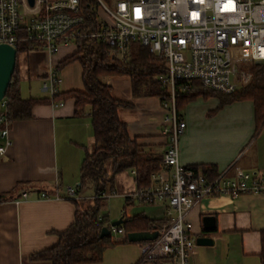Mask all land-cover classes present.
Wrapping results in <instances>:
<instances>
[{
  "label": "crops",
  "instance_id": "obj_1",
  "mask_svg": "<svg viewBox=\"0 0 264 264\" xmlns=\"http://www.w3.org/2000/svg\"><path fill=\"white\" fill-rule=\"evenodd\" d=\"M76 50L75 44H63L55 54L43 47L22 51L28 58L25 62L32 63H29V69H36L33 78L40 83L35 92L31 88L27 95L23 93L21 80L20 94L25 98H50L44 87L50 67H57ZM19 66L22 79L25 65ZM60 74L61 92L83 89L79 62L70 63L60 70ZM123 79L125 88L127 84L130 86V92L126 94H121L115 87ZM104 81L112 86L115 98L134 105L119 110L120 119L127 122L128 133L133 137L149 138L156 149L162 148L157 149L158 152L164 153L168 135L163 132L165 108L160 97H135L128 76H107ZM74 105L73 98L65 99L63 105L53 102L36 104L32 118L10 122L12 143L0 156V194H12L14 199L0 202V264H50L48 261H33L29 256L56 245L59 240L57 232L74 222L76 207L66 188H78L82 159L95 147L91 107L78 116ZM179 115L187 122L179 144L180 160L184 164H213L217 173H226L230 177H235L239 168L249 173H264V128L256 127L254 101L240 100L222 105L216 96L198 95L180 106ZM128 171L133 176L132 183L119 180L120 173L115 176L113 190L118 188L121 191L125 206L114 217L126 219L142 213L151 219H167L168 222V204L164 199L154 202L140 199L137 200L139 205L128 207L135 201L128 194L137 187L136 176ZM90 185L78 189V198L95 196L93 185L94 194L85 195L84 191ZM25 190L31 191V197L17 201ZM41 191L58 193L62 197L39 198ZM212 215L216 218V228L207 232L204 218ZM188 217L196 239L200 235L214 239L212 245L196 243L190 264H262L259 252L264 230V192L240 193L236 197L227 193L211 195L191 209ZM125 239L121 235L117 244L105 251L99 263L85 264H136L142 257L145 241L124 243ZM159 264L166 262L160 260Z\"/></svg>",
  "mask_w": 264,
  "mask_h": 264
},
{
  "label": "built area",
  "instance_id": "obj_2",
  "mask_svg": "<svg viewBox=\"0 0 264 264\" xmlns=\"http://www.w3.org/2000/svg\"><path fill=\"white\" fill-rule=\"evenodd\" d=\"M102 10L114 22L99 17L101 26L82 32L79 14L80 0H0V44L16 48L24 41L41 42L50 54L63 44H75L80 36L95 37L111 46L110 54L120 61L127 60L131 45L139 43L166 61L167 70L156 79L167 93L160 97L169 111L164 134L167 148L162 156V168L151 175L150 184L137 186L128 194L133 200L167 201L168 222L158 229L156 240L142 246V264H155L160 257L166 264H190L196 250V237L191 232L188 214L199 202L211 195L238 196L246 192H264V173L236 170L235 177L226 173L209 180L204 174L180 160V139L187 122L179 115L176 97L193 80L203 88L220 93H234L252 80L249 69L253 62H264V0H114L112 6L98 0ZM98 16L99 13H98ZM247 65V67H243ZM60 70L50 67L45 89L51 96L60 94ZM63 105L64 101H53ZM7 104L0 102V109ZM3 122V126L1 124ZM0 156L12 143L10 122L0 118ZM135 176L136 171L131 170ZM66 193L78 198L77 186H68ZM118 194L104 191L107 201ZM31 191L21 192L19 200L31 197ZM39 198H61L58 193L41 191ZM111 226V225H110ZM112 232L127 238L125 230L116 225Z\"/></svg>",
  "mask_w": 264,
  "mask_h": 264
},
{
  "label": "trees",
  "instance_id": "obj_3",
  "mask_svg": "<svg viewBox=\"0 0 264 264\" xmlns=\"http://www.w3.org/2000/svg\"><path fill=\"white\" fill-rule=\"evenodd\" d=\"M112 2L114 0H103ZM98 0H80L79 14L83 23L78 25L82 32L97 30L101 24L97 13ZM38 41H24L18 45V54L25 50L41 47ZM76 52L67 56L58 63L59 70L64 69L73 62L82 65L83 89L60 92L50 98H25L20 94L21 76L19 66L12 75L7 88V104L0 109V118L5 115L9 122L32 118L33 107L40 103L73 98L75 100V114L80 116L88 106L91 107V121L95 135V147L92 152L86 153L82 159L80 190L87 184L94 187L93 198L73 199L76 207L74 222L65 230L57 232L59 240L56 245L35 252L29 256L33 261H48L50 264H85L99 263L105 251L117 242L111 235L101 236L104 227H111L107 215L102 213L107 200L100 197L104 191H111L115 183V176L125 170L136 171L137 186L150 184L151 175L162 168V152H158L144 136H131L128 133L127 122L120 119L119 110L122 107L133 108L130 101L118 99L113 96L112 86L104 81L107 76H128L131 79V89L136 96H159L167 93L156 77L167 70L166 61L161 56L154 54L150 47L139 43L131 45L127 60H119L110 54L111 46L107 42L99 41L95 37L80 36L75 43ZM253 72L252 81L242 86L236 92L226 94L211 89L203 88L198 80L185 89L179 90L176 103L180 106L198 95L204 97L216 96L223 104L240 100L254 101L256 127L264 128V62H253L250 67ZM2 126L4 125L1 122ZM162 144V143H160ZM204 174L209 180L218 176L215 165L192 166ZM23 184H19L22 186ZM14 199L12 194H0V202ZM119 225L125 232L155 231L167 219H151L144 214L128 217ZM124 243L130 242L127 239ZM262 249L259 252L264 264V230L261 238ZM160 257L152 258L159 264ZM140 258L136 264H142Z\"/></svg>",
  "mask_w": 264,
  "mask_h": 264
},
{
  "label": "water",
  "instance_id": "obj_4",
  "mask_svg": "<svg viewBox=\"0 0 264 264\" xmlns=\"http://www.w3.org/2000/svg\"><path fill=\"white\" fill-rule=\"evenodd\" d=\"M30 5L33 6L35 0H29ZM18 51L17 48L9 43L0 44V102L6 98L7 88L11 82L12 75L16 69ZM257 63H262L258 60ZM1 133V124H0ZM216 218L212 216H205L204 218V230L207 232H213L216 228L215 223ZM123 217L112 221V225H122L124 223ZM101 236L111 235L109 227H104L100 233ZM159 236L158 230L155 231H131L127 232V238L130 242L141 243V241H152L156 240ZM214 239L206 235H200L196 239L197 245H212Z\"/></svg>",
  "mask_w": 264,
  "mask_h": 264
},
{
  "label": "rangeland",
  "instance_id": "obj_5",
  "mask_svg": "<svg viewBox=\"0 0 264 264\" xmlns=\"http://www.w3.org/2000/svg\"><path fill=\"white\" fill-rule=\"evenodd\" d=\"M105 2L108 5L112 6L113 1L112 2L105 1ZM98 13L100 15L99 16L100 19H102V20L107 19V20L111 21L112 23L114 22L102 10L99 9L98 10ZM24 55H25L24 52H20L18 54V62H19L20 65H22V64L25 65L24 72H23V77L21 79L22 80V85L21 86H22V89H23V93L28 95L29 90L31 88H32V91H34V92L37 90V88H39L40 81H38V79H34L33 78L34 77V72H35L36 69L35 68L34 69H31V70L29 69V63L30 64H32V63L31 62H29V63L28 62H25V61H27L28 58L26 56H24ZM18 62H17V65L19 66ZM243 67H247L248 68L247 65H244ZM250 67H249V69H250ZM20 68L21 67L19 66V72L21 71ZM74 74H75V72H74ZM252 74H253V72H252ZM125 79H128V78L125 77ZM252 79H253V76H252ZM127 83H128V80H127ZM60 85H61V83L59 84V89L61 88ZM115 87H117L116 89L119 90V92H121V94H126V93L130 92V86L128 84H127V86L125 88V81H124V79L120 83V85L115 86ZM158 113H161V112H158ZM168 113H169V111L165 109V111H163V116L164 117L163 116L162 117L165 118ZM165 120H166V118H165ZM165 125H168V122H165ZM157 149L160 150L162 148L161 147H157ZM118 177H119V180L121 178L124 181L130 180L131 183L133 181L132 180L133 179V176L130 174V172L128 170H125L124 172L120 173L118 175ZM91 185H90V188H88V189H86L84 191L85 192V195H89L90 196V195H93L94 194L93 187ZM116 191H117L118 194H115V195L111 196V198L106 203V207L102 208V213L104 215H107L108 216V219L110 220V224H112V221L117 220L118 218H120V216L118 218H115L114 216L117 217V214L121 213L122 210H123V207L125 206V199L123 197H121V191L118 190V188H117ZM140 201H137V200H135L134 202L132 201L130 204H128V207L129 206L132 207L133 205H135V206L136 205H139ZM120 236H121L120 234H117V233L112 232V239L113 240H115V241L118 240L120 238Z\"/></svg>",
  "mask_w": 264,
  "mask_h": 264
}]
</instances>
